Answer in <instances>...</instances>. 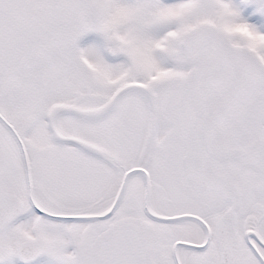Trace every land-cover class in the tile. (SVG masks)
Listing matches in <instances>:
<instances>
[{"label":"snow or ice","instance_id":"1","mask_svg":"<svg viewBox=\"0 0 264 264\" xmlns=\"http://www.w3.org/2000/svg\"><path fill=\"white\" fill-rule=\"evenodd\" d=\"M0 264H264V0H0Z\"/></svg>","mask_w":264,"mask_h":264}]
</instances>
